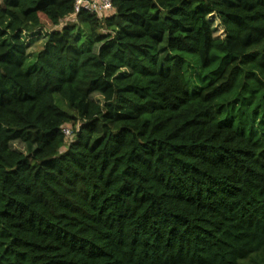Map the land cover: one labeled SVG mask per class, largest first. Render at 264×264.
<instances>
[{"label": "trees", "instance_id": "1", "mask_svg": "<svg viewBox=\"0 0 264 264\" xmlns=\"http://www.w3.org/2000/svg\"><path fill=\"white\" fill-rule=\"evenodd\" d=\"M73 5L0 0V264H264V0Z\"/></svg>", "mask_w": 264, "mask_h": 264}, {"label": "rangeland", "instance_id": "2", "mask_svg": "<svg viewBox=\"0 0 264 264\" xmlns=\"http://www.w3.org/2000/svg\"><path fill=\"white\" fill-rule=\"evenodd\" d=\"M208 22L210 24L212 34L214 37H223L224 36V30L223 27L219 21V19L216 17V15L211 14L208 16ZM76 23V19L71 17L68 19H63L60 24L57 26V28H61L63 25L67 24H73ZM49 28V25L46 23L43 28L37 29L31 33L23 32L21 34V40L23 41L25 45V50L27 57L29 59L33 58L35 54L42 48L44 45L46 39H47V30ZM102 32H105L104 30ZM75 34L78 35V39L80 43H85V45H89L93 51L97 52L98 47L100 43L98 42H91L87 41L88 35L85 31V28L83 25H77ZM126 71L125 69H122L120 72ZM90 98L96 102L102 103V96L98 93H93L90 95ZM65 127H68L70 129V136L66 139V145L72 141L75 138L76 131L79 129V123H77L75 126L72 125H66ZM10 147L16 151L27 153L25 145L20 141H13L10 142ZM61 150H64L62 148Z\"/></svg>", "mask_w": 264, "mask_h": 264}, {"label": "built area", "instance_id": "3", "mask_svg": "<svg viewBox=\"0 0 264 264\" xmlns=\"http://www.w3.org/2000/svg\"><path fill=\"white\" fill-rule=\"evenodd\" d=\"M80 11H86L94 14L99 19H104L113 13L114 7L112 0H74L73 12L66 19L75 18ZM62 132L65 139L70 136V129L68 127H63Z\"/></svg>", "mask_w": 264, "mask_h": 264}]
</instances>
